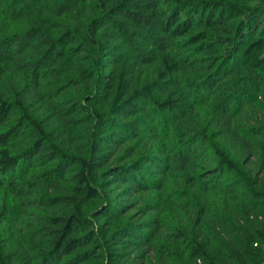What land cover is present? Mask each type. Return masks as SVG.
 <instances>
[{
    "label": "trees",
    "instance_id": "obj_1",
    "mask_svg": "<svg viewBox=\"0 0 264 264\" xmlns=\"http://www.w3.org/2000/svg\"><path fill=\"white\" fill-rule=\"evenodd\" d=\"M264 0H0V264H261Z\"/></svg>",
    "mask_w": 264,
    "mask_h": 264
},
{
    "label": "built area",
    "instance_id": "obj_2",
    "mask_svg": "<svg viewBox=\"0 0 264 264\" xmlns=\"http://www.w3.org/2000/svg\"><path fill=\"white\" fill-rule=\"evenodd\" d=\"M261 264H264V261Z\"/></svg>",
    "mask_w": 264,
    "mask_h": 264
}]
</instances>
